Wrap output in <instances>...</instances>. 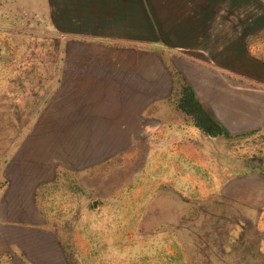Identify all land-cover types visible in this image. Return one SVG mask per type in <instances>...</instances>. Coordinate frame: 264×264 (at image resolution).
<instances>
[{
	"label": "crops",
	"instance_id": "1",
	"mask_svg": "<svg viewBox=\"0 0 264 264\" xmlns=\"http://www.w3.org/2000/svg\"><path fill=\"white\" fill-rule=\"evenodd\" d=\"M35 1L61 39L43 70L19 73L32 82L20 89L21 101L41 107L4 169L0 264H72L40 193L59 175L102 165L159 128L176 144L172 156L188 159L183 144L203 133L188 118L189 125L175 124L156 114L184 84L230 135L264 133V63L247 48L251 14L236 16V0ZM176 63L185 65L181 76ZM218 63L242 80L206 66ZM238 189L244 205L264 206L260 172L222 188L228 198Z\"/></svg>",
	"mask_w": 264,
	"mask_h": 264
},
{
	"label": "rangeland",
	"instance_id": "2",
	"mask_svg": "<svg viewBox=\"0 0 264 264\" xmlns=\"http://www.w3.org/2000/svg\"><path fill=\"white\" fill-rule=\"evenodd\" d=\"M36 3L0 0V192L5 166L41 107L39 100L23 104L20 89L32 82L19 73L43 70L45 57L59 52L60 33ZM236 3V16L251 14L247 48L264 63V0ZM174 65L181 76L185 65ZM206 66L242 80L224 64ZM176 99L156 114L189 125ZM166 138L159 128L102 165L59 175L40 193L41 208L72 264H264V206L244 205L241 189L230 198L222 190L260 166L264 133L189 138L183 144L188 159L172 156L176 144Z\"/></svg>",
	"mask_w": 264,
	"mask_h": 264
},
{
	"label": "trees",
	"instance_id": "3",
	"mask_svg": "<svg viewBox=\"0 0 264 264\" xmlns=\"http://www.w3.org/2000/svg\"><path fill=\"white\" fill-rule=\"evenodd\" d=\"M178 93L179 97L175 104L176 109L184 114L190 120L192 125L199 129L204 135L209 137H223L225 139L246 136H232L217 121L212 119L202 104L198 101L190 86L186 84L181 85ZM258 160L260 166L251 170L258 171L264 175V162L262 157H259Z\"/></svg>",
	"mask_w": 264,
	"mask_h": 264
},
{
	"label": "built area",
	"instance_id": "4",
	"mask_svg": "<svg viewBox=\"0 0 264 264\" xmlns=\"http://www.w3.org/2000/svg\"><path fill=\"white\" fill-rule=\"evenodd\" d=\"M262 52L264 53V47H263V49H262Z\"/></svg>",
	"mask_w": 264,
	"mask_h": 264
}]
</instances>
